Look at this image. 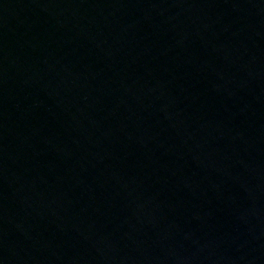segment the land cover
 Wrapping results in <instances>:
<instances>
[{"label":"water","instance_id":"water-1","mask_svg":"<svg viewBox=\"0 0 264 264\" xmlns=\"http://www.w3.org/2000/svg\"><path fill=\"white\" fill-rule=\"evenodd\" d=\"M0 264H264V0H0Z\"/></svg>","mask_w":264,"mask_h":264}]
</instances>
